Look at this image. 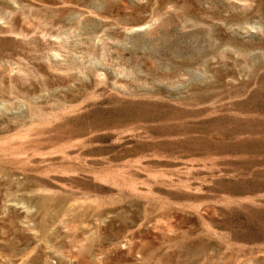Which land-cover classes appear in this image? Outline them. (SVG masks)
I'll return each mask as SVG.
<instances>
[{
	"label": "rangeland",
	"instance_id": "rangeland-1",
	"mask_svg": "<svg viewBox=\"0 0 264 264\" xmlns=\"http://www.w3.org/2000/svg\"><path fill=\"white\" fill-rule=\"evenodd\" d=\"M0 264H264V0H0Z\"/></svg>",
	"mask_w": 264,
	"mask_h": 264
}]
</instances>
